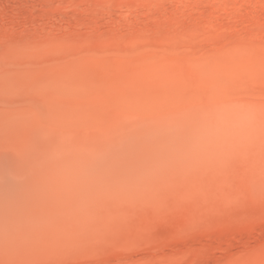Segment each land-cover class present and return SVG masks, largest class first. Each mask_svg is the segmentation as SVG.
I'll return each instance as SVG.
<instances>
[{
	"label": "rangeland",
	"instance_id": "rangeland-1",
	"mask_svg": "<svg viewBox=\"0 0 264 264\" xmlns=\"http://www.w3.org/2000/svg\"><path fill=\"white\" fill-rule=\"evenodd\" d=\"M131 1L0 0V264H264V0Z\"/></svg>",
	"mask_w": 264,
	"mask_h": 264
},
{
	"label": "bare ground",
	"instance_id": "bare-ground-1",
	"mask_svg": "<svg viewBox=\"0 0 264 264\" xmlns=\"http://www.w3.org/2000/svg\"><path fill=\"white\" fill-rule=\"evenodd\" d=\"M114 2V1H113ZM244 2H246V1H244ZM243 2V3H244ZM245 4V3H244ZM104 5V7L105 8H109L110 9V7L112 8V6H115V7H119V4L118 3H113L112 4V2H110V4L107 2V3H105V4H103ZM127 6L131 9V10H134V11H136L138 8V4H137V2L135 3V1H131V2H129L128 4H127ZM246 9L247 8H249V6H248V4H247V2H246ZM248 10V9H247ZM150 45V44H149ZM148 45V46H149ZM162 45V44H161ZM154 47V46H153ZM161 47V46H160ZM162 47H163V45H162ZM157 48V47H156ZM162 49V48H161ZM167 50V49H166ZM81 53V52H80ZM102 53V52H101ZM32 54V53H31ZM96 57V56H95ZM69 59V58H68ZM24 61V60H23ZM96 62V61H95ZM21 63V62H20ZM35 63V62H34ZM7 64V63H6ZM18 64V63H17ZM27 64H29V63H27ZM19 65V64H18ZM28 66V65H27ZM16 67V66H15ZM86 67V66H85ZM52 69V68H51ZM26 70V69H25ZM24 70V71H25ZM67 70V69H66ZM63 71L64 72V75H66V77H67V80L69 81V80H71L72 79V76H71V74L68 72V71ZM87 71V70H86ZM103 71V70H102ZM10 73V72H9ZM22 73V72H21ZM27 73H29V72H27ZM123 73V72H122ZM14 74V73H13ZM13 74H11V75H13ZM90 74V73H89ZM124 74V73H123ZM23 75V74H22ZM25 75V74H24ZM126 75V74H125ZM14 77H15V75H13ZM18 77V79H19V74L17 75ZM36 76V75H35ZM61 76V75H60ZM141 76V75H140ZM14 77H12L11 76V79L9 78V77H7V78H9V80H7V82H9L11 85H9V83L7 84H5L6 86L7 85H9V86H7V88H8V91H11L13 94H17L19 97H21V98H19L21 101H18V99H17V101L18 102H16L17 104H20L19 102H22V104L21 105H18L17 107H22V106H24V107H26L25 108V110L27 111H24V112H26L28 115H29V117L31 118L32 117V122L35 124V123H37V124H41V125H45V126H47V127H51L52 125H51V119H56V117L58 116V110H57V106H55V105H52V104H50V103H48V101L46 100V99H44V96H42L41 94H42V92L41 91H39L38 89H39V87H40V85H39V87H35V86H33V85H31V83H30V80L27 78V77H25V76H20V79L19 80H16V79H14ZM40 77V76H39ZM37 78V77H36ZM44 78V77H43ZM77 78H79V77H77ZM90 78V77H89ZM40 79V78H39ZM80 79H82V78H80ZM80 79H78L79 81H81ZM138 79H139V76H138ZM37 80V79H36ZM44 80H46L45 78H44ZM50 80V79H49ZM57 80V79H56ZM65 80V79H64ZM77 80V79H76ZM16 82L17 83V85L18 84H20L19 86H17V85H13L14 84V82ZM32 81V80H31ZM43 81V80H42ZM54 81V80H53ZM67 81V82H68ZM73 81V80H72ZM82 81H84L83 79H82ZM87 81V80H86ZM89 81V80H88ZM13 82V83H12ZM91 82V81H90ZM89 82V83H90ZM15 83V84H16ZM33 83V82H32ZM38 83H42L41 82V79L39 80V82ZM44 83V82H43ZM83 83V82H82ZM57 84V83H56ZM35 85V84H34ZM42 85V84H41ZM70 85V84H69ZM72 85H74L73 84V82H72ZM71 85V86H72ZM87 85H89L88 83H87ZM93 85V84H92ZM92 85H89V86H91L92 87ZM6 86H4L5 88H6ZM71 86H69V88H72ZM88 86V87H89ZM80 89L82 88V86L79 84V86H78ZM76 85H74V88H73V90H71V91H73L74 92V94L76 93V94H78V92L80 91H77L78 88ZM6 88V89H7ZM67 88H68V86H67ZM84 88V87H83ZM3 89V88H2ZM85 89H87V87H85ZM84 89V90H85ZM142 88H140V90H141ZM83 90V89H82ZM83 90V91H84ZM88 90H89V88H88ZM88 90H86V91H88ZM86 91H85V93H86ZM59 93V95L58 96H60V97H62V93L61 92H58ZM89 93V92H88ZM114 93V92H113ZM4 94V93H3ZM83 94H84V92H83ZM87 94V93H86ZM93 94V93H92ZM95 94V93H94ZM99 94V93H98ZM98 94L96 93V95L98 96ZM139 94V93H138ZM142 94V93H141ZM90 95V94H89ZM100 95V94H99ZM118 95V94H117ZM117 95H116V97H117ZM2 96H4V95H2V92L0 93V100H2L3 102L4 101H6V100H8V102L11 100H9L7 97H3L2 99H1V97ZM15 96V95H14ZM112 96H113V94H112ZM115 96V95H114ZM139 95H137L136 97H138ZM60 97H58L59 99H60ZM90 97V96H89ZM115 97V98H116ZM10 98V97H9ZM17 98V97H16ZM16 98H15V100H11L10 102L11 103H15V101H16ZM66 98V97H65ZM64 98V99H65ZM86 98V97H85ZM113 98V97H112ZM115 98H113L114 100H115ZM119 98H120V95H119ZM119 98H116V100L117 99H119ZM130 98V97H129ZM139 98V97H138ZM3 99H5V100H3ZM13 99V98H12ZM70 99V98H69ZM80 99V98H79ZM90 99V98H89ZM103 99H104V97H103ZM66 101H67V99H65ZM84 100V99H83ZM99 100V99H98ZM129 100V99H128ZM14 101V102H13ZM66 101H64V102H66ZM69 102L71 101V100H68ZM79 101V100H78ZM81 101V100H80ZM87 101V100H86ZM92 101V100H91ZM97 101V100H96ZM105 101V100H104ZM138 101H139V99H138ZM62 102V101H61ZM73 102H76V101H73ZM82 102V101H81ZM93 102V101H92ZM68 103V102H67ZM66 103V104H67ZM83 103V102H82ZM95 102H93L92 103V105H95L94 104ZM134 103H137L136 102V100H135V102ZM17 104H15V105H17ZM69 104V103H68ZM70 104H72V103H70ZM77 104V103H76ZM75 104V105H76ZM78 104H81V103H78ZM4 105V104H3ZM15 105H11V106H13L12 108H15L14 106ZM64 105V104H63ZM133 105H135V104H133ZM138 105H140V104H138ZM9 106H10V104H9ZM10 106V107H11ZM68 106V105H67ZM71 106H73V105H71ZM24 107H22V108H24ZM60 107H61V104H60ZM65 107V106H64ZM68 107H70V106H68ZM68 107H66L67 109V111H68ZM95 107V106H94ZM93 107V108H94ZM124 107V106H123ZM162 107V106H161ZM71 108V107H70ZM69 108V109H70ZM75 108V107H74ZM72 109V108H71ZM92 109V108H91ZM96 109V108H95ZM94 109V110H95ZM21 110H24V109H21ZM74 110V109H73ZM77 110V109H76ZM121 110V109H120ZM72 110H70V112H71ZM23 112V111H22ZM23 112V113H24ZM60 112V111H59ZM25 113V114H26ZM61 114V113H60ZM27 115V116H28ZM74 115H76V114H74ZM74 115H72V116H74ZM79 115V114H78ZM83 115V114H82ZM63 116V115H62ZM91 117V116H90ZM93 117V116H92ZM91 117V118H92ZM84 118L86 119V118H88L89 119V117H88V115L85 117V115H84ZM60 119H62V118H60ZM70 119V118H69ZM82 119H83V117H82ZM25 120H26V118H25ZM144 120H147V118L146 119H144ZM35 121V122H34ZM80 121H81V119H80ZM87 121V120H86ZM90 121V120H89ZM94 121V120H93ZM147 121H150V119L149 120H147ZM53 122H54V120H53ZM58 122H60V121H58ZM82 122V121H81ZM80 122V124H82ZM88 122V121H87ZM92 122V121H91ZM141 122V121H140ZM139 122V123H140ZM26 123H27V121H26ZM84 123V122H83ZM90 123V122H89ZM27 124H29V123H27ZM72 124V123H71ZM74 124H75V122H74ZM73 124V125H74ZM147 125V124H146ZM149 125V124H148ZM28 126L29 125H27V128H28ZM71 127H72V125H71ZM71 127H69V128H71ZM33 128V127H32ZM30 129V128H29ZM24 130V129H23ZM151 130V129H150ZM19 131V130H18ZM31 131V130H30ZM50 132V131H49ZM48 132V133H49ZM52 132V133H51ZM50 133L51 134H54L55 132H54V129H53V131H51ZM58 132V131H57ZM60 132V131H59ZM49 133V134H50ZM17 135L18 134H15L14 136L15 137H17ZM54 136V135H53ZM47 137V136H46ZM54 137H56V135L54 136ZM62 137V136H61ZM10 138V139H9ZM57 138V137H56ZM58 138H59V135H58ZM16 139H18V138H15V140ZM11 140V136H8V135H6V134H3V133H0V149L2 148V147H6L7 146V144H8V142ZM17 141V140H16ZM58 141V140H57ZM51 144V143H50ZM156 145V144H155ZM56 146V145H55ZM58 146V145H57ZM4 172H1L0 173V177L1 176H4Z\"/></svg>",
	"mask_w": 264,
	"mask_h": 264
}]
</instances>
